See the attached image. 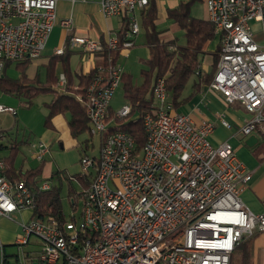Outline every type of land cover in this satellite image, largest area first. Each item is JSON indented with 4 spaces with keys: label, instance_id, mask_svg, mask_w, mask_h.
<instances>
[{
    "label": "built area",
    "instance_id": "built-area-1",
    "mask_svg": "<svg viewBox=\"0 0 264 264\" xmlns=\"http://www.w3.org/2000/svg\"><path fill=\"white\" fill-rule=\"evenodd\" d=\"M147 3L100 0L104 16L126 20L121 39L116 33L105 42L70 34L54 50L61 55L79 48L104 60L95 67L84 96H76L84 106L88 132L99 138L100 147L98 157L80 158L79 177L90 181L79 191V223L58 227L32 217L21 224L24 235L17 243H26L30 235L40 240L37 264H229L240 242L264 232V199L260 212L251 211L240 199L251 170L228 141L210 143L213 122L194 124L190 115L174 111L163 77L154 79L153 103L142 115L141 148L136 149L134 138L114 123L130 113V105L122 104L109 114L122 76L109 52L133 45L140 29L137 11ZM204 3L220 44L209 86L226 104L238 103L252 114L238 127L247 136L264 124V0ZM57 21L56 0H0V74L9 62L38 57ZM251 21L259 22V30H252ZM59 24L70 30L72 19H61ZM257 33H261L259 41ZM103 51L108 52L105 59ZM64 83L60 74L59 84ZM0 111L15 113L2 105ZM220 122L231 128L226 120ZM32 147L41 160L49 151L43 142ZM4 169L0 159V217L33 210L29 187L21 179H9ZM50 186L47 181L39 185Z\"/></svg>",
    "mask_w": 264,
    "mask_h": 264
},
{
    "label": "crops",
    "instance_id": "crops-1",
    "mask_svg": "<svg viewBox=\"0 0 264 264\" xmlns=\"http://www.w3.org/2000/svg\"><path fill=\"white\" fill-rule=\"evenodd\" d=\"M99 1L100 0H56V16L58 21L53 26L41 54L34 59L25 60L28 62L23 69L26 79L24 86L27 85L29 87H39L50 84L52 89L49 91H41L31 98H28L26 95H24L23 92L25 91L23 90L22 92H16L15 94H21L27 97V100L30 101L39 94L48 93L50 98L47 102H45L47 114L49 112L48 104L57 94H73L75 98L77 95H79L75 94L73 91L79 90L80 76L88 74L92 69L99 65L98 60L79 48L69 50L65 56L55 54L54 50L55 48L62 46L70 34L87 36L100 40L101 42H105L109 35L113 33L117 34V32L124 27L123 17L115 15L104 16L101 13ZM152 1L154 3L156 12L154 25L156 31H158L159 41L169 42L168 48L170 49L176 50L180 47H184L186 45V38L184 30L176 22L168 17L167 12L169 9L176 8L180 3H189V15L191 17L208 20L204 0ZM141 14L142 9L137 11L140 29L138 34L133 39V45L128 49L119 51L115 60L120 66L122 74H128L135 86L141 85L144 81V78L141 74L140 81L134 80L132 71H126L125 65L128 62V59L131 57L138 60L139 62L145 63L150 56V48L146 43V30L140 24ZM68 17L72 19V27L70 30L62 27L59 24L61 19ZM218 44L219 35L214 30V36L205 42L198 54V69L194 75L190 76L180 96L176 99L175 104H172V106L175 112L190 115L194 124H198L202 120L213 122L214 128L212 133L209 135L210 143L216 145L222 141H228L234 148L235 154L239 160L249 170H251V179L247 183V186L242 189L240 199L242 204L251 211L260 212L263 208L262 201L264 199V124H259L258 128L250 133L255 135V139L253 140L252 144H246V139L250 134L247 136L241 134L238 131V127L247 122L252 117V114L247 112L238 103L226 104L221 94L218 91L213 90L209 86V83L199 82L201 79L200 77L198 78V72H200L199 74H201L202 77H207V75L210 74ZM45 51L49 52L48 56L43 55V52ZM43 57L45 59L38 62ZM20 62L24 61L9 62L5 68L4 74H2V72L0 77L3 76L6 79L21 78L22 70L18 68ZM11 64L14 65L16 74L7 75V68ZM40 67H42V69H40ZM145 68H147V66ZM65 71H67L72 83L71 87L73 89L71 92H67L65 90L66 80L64 84H59V76L60 74L64 75ZM120 85L123 87L122 80L118 87ZM124 100L125 102L123 104H129L125 97ZM168 100L171 102L169 95ZM111 101L110 109L114 111ZM14 114H16V110ZM57 117H60L61 119L65 117L63 121L66 124L69 134L72 136L68 126L70 113L65 112L62 113V116L61 114L53 116L49 124H46L44 120L47 133L43 135L42 140L37 142H43L44 144L48 145V142H50L48 138L49 136H51V140H59V133L55 120ZM221 118L226 120L231 125V128L224 126L220 122ZM87 125L89 127V122ZM85 132H88V128ZM79 135L72 137L76 138ZM37 142H32L29 144L33 153L35 148H33L32 145ZM85 144L87 145V140L85 141ZM15 146L16 145H12L9 151H11V149ZM4 157H1L0 159ZM44 164L45 159L42 165V172ZM15 169L18 172H24L30 168L20 170L15 167ZM32 212L33 211L30 209H24L17 212L18 214H16L19 216V221L14 220L13 218L15 217H0V264H2L4 254L12 255V253H7L5 246L17 242V238L21 236V224L32 218ZM230 264H264V232L255 233L253 236L240 242L231 253Z\"/></svg>",
    "mask_w": 264,
    "mask_h": 264
},
{
    "label": "trees",
    "instance_id": "trees-1",
    "mask_svg": "<svg viewBox=\"0 0 264 264\" xmlns=\"http://www.w3.org/2000/svg\"><path fill=\"white\" fill-rule=\"evenodd\" d=\"M168 17L176 22L185 33L186 45L176 50L168 48L169 42H161L158 38V31L155 29L154 19L156 17L155 6L152 0H148L147 5L142 8L140 24L146 30V43L150 48V56L145 62L147 68L141 70L144 81L141 85L135 86L128 74H122L121 80L123 82L124 97L129 103L131 110L130 113L122 118H115V124L122 130L129 133L135 141V148H141L144 139V129L142 124V115L151 108L152 105V84L156 77H163L166 82L167 92L171 99L172 104H175L176 99L180 96L190 76L194 75L198 69L199 59L198 54L206 41L214 36L213 24L204 19H198L189 15V3H180L176 8L169 9ZM126 28V20L124 19V27L117 32L118 37L121 39L122 32ZM220 44L217 46L216 54L214 55L212 70L207 77H202L198 72L200 83H210L213 73L216 69L218 61V52ZM69 50L60 56H65ZM113 55V60H116L117 51L109 52ZM108 52L103 51L101 56L105 59ZM104 60L98 59L99 64L104 63ZM28 61L20 62L18 68L22 70L21 78L19 79H6L0 77V89L8 92H23L28 98L33 97L41 91L51 90L50 84L39 87L24 86L26 79L23 69ZM8 64L5 65L3 73ZM96 69H92L88 74L80 76L79 90H74L75 94L84 96L87 86L91 83L96 75ZM65 75V90L72 91L71 81L67 71ZM55 81V80H53ZM49 112L45 117L46 124H49L52 117L57 114L65 112L70 113L68 126L72 136H77L85 132L88 128V120L86 117L83 104L78 101L73 94H57L54 99L48 104ZM109 114H113V110L109 107ZM12 148L9 156L2 158L5 169L3 173L11 180L21 179L29 187L34 198L33 216L39 221L52 222L58 227H64L67 219L62 207L60 188L51 185L48 189H41L40 175L42 172V165L44 159L40 160L36 167L30 168L24 172L16 171L14 167V150ZM78 177V176H77ZM79 178L81 189L85 188L90 179ZM80 199L79 193L68 191V202L72 209H75L77 201ZM70 222L77 223L74 216L70 217ZM236 248V247H235ZM234 248V249H235ZM16 258L15 254L3 255L2 264H12L10 259ZM231 257V255H230ZM25 264H37L39 261L38 256L35 258L29 254L24 256ZM230 264V260H229Z\"/></svg>",
    "mask_w": 264,
    "mask_h": 264
},
{
    "label": "rangeland",
    "instance_id": "rangeland-1",
    "mask_svg": "<svg viewBox=\"0 0 264 264\" xmlns=\"http://www.w3.org/2000/svg\"><path fill=\"white\" fill-rule=\"evenodd\" d=\"M250 24L253 31L259 30V22L251 21ZM256 39L258 41L261 40V33L256 34ZM43 55L48 56L49 52L45 51ZM44 59L43 57L38 62ZM145 67V63L131 57L125 65V70L132 71L134 80L140 81L141 69ZM9 74H16L13 64L7 68V75ZM49 98L50 95L48 93H42L29 101L27 97L21 94L5 92L0 89V105L16 110V114L0 111V134L2 135L0 138V158L8 156L10 154L9 149L12 145H16V149H13V163L20 170L36 167L41 160L33 155L34 153L29 144L42 140L43 135L47 133L44 125L47 114L45 102ZM124 102L123 91L120 85L113 94L111 101L114 111L119 109ZM64 119L65 117L63 119L60 117L55 118L59 140H51V136L48 137L50 140L48 142L49 152L43 157L45 164L43 172L40 175V181H47L49 184L60 188L61 202L67 223H70L71 216H74L79 223L82 201L79 199L75 205V209H72L68 202V191L72 190L79 193L81 185L78 177L82 174L80 158L84 155L98 157L100 140L96 136L89 135L88 132L80 134L76 138L72 137L67 130L66 124L63 121ZM86 140L87 145L85 144ZM87 173L85 174L87 175ZM17 214H14L15 218L13 219L19 221ZM67 231H72V228L68 227ZM20 233L21 236L24 235L21 228ZM28 239L23 244L16 242L5 246L7 253L16 255L17 259L14 257L10 259L12 264H25L24 256L26 254L34 258L38 256L41 248L40 240L34 235H30Z\"/></svg>",
    "mask_w": 264,
    "mask_h": 264
},
{
    "label": "water",
    "instance_id": "water-1",
    "mask_svg": "<svg viewBox=\"0 0 264 264\" xmlns=\"http://www.w3.org/2000/svg\"><path fill=\"white\" fill-rule=\"evenodd\" d=\"M254 139H255V135L250 134L246 139V144L251 145Z\"/></svg>",
    "mask_w": 264,
    "mask_h": 264
}]
</instances>
